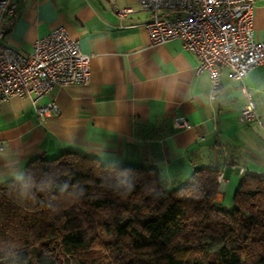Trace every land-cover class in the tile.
Returning <instances> with one entry per match:
<instances>
[{
  "label": "crops",
  "instance_id": "1",
  "mask_svg": "<svg viewBox=\"0 0 264 264\" xmlns=\"http://www.w3.org/2000/svg\"><path fill=\"white\" fill-rule=\"evenodd\" d=\"M0 14V43L27 53L50 29L63 26L89 56L85 84L56 86L34 103L12 95L0 101V184L18 180L27 161L75 150L114 165L155 166L162 183L185 181L199 167L221 174L215 202L230 205L244 173H264V63L241 80L220 68L216 96H208L207 71L196 73L195 54L179 39L151 45L147 11L136 0H13ZM124 6L132 12L119 14ZM256 40L264 41V0L252 7ZM246 89V92H244ZM251 98L255 118H239ZM54 100L58 112L40 116L36 107ZM182 116L189 127H179Z\"/></svg>",
  "mask_w": 264,
  "mask_h": 264
},
{
  "label": "trees",
  "instance_id": "2",
  "mask_svg": "<svg viewBox=\"0 0 264 264\" xmlns=\"http://www.w3.org/2000/svg\"><path fill=\"white\" fill-rule=\"evenodd\" d=\"M218 174L166 187L155 166L31 158L0 184V264H264V173L242 174L228 206Z\"/></svg>",
  "mask_w": 264,
  "mask_h": 264
},
{
  "label": "built area",
  "instance_id": "3",
  "mask_svg": "<svg viewBox=\"0 0 264 264\" xmlns=\"http://www.w3.org/2000/svg\"><path fill=\"white\" fill-rule=\"evenodd\" d=\"M136 1L139 9L149 14L144 27L150 44L179 39L182 48L197 57L194 71H207L210 98L218 91L221 67L227 68L231 79L241 80L250 68L264 63V41L254 38L251 25L256 0ZM15 10V1L0 0V14L8 20ZM132 11L130 6L117 10L122 15ZM89 78V56L80 51L77 40L63 26L38 37L27 53L0 43V101L18 95L34 103L56 86L85 84ZM58 110L54 100L36 107L40 116ZM239 118L242 121L255 118L251 98L242 105ZM256 122L264 127V118H256ZM177 125L189 127L190 123L178 116ZM217 180H221V174Z\"/></svg>",
  "mask_w": 264,
  "mask_h": 264
}]
</instances>
